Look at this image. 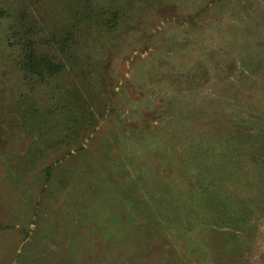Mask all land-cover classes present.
Listing matches in <instances>:
<instances>
[{
  "label": "rangeland",
  "instance_id": "rangeland-1",
  "mask_svg": "<svg viewBox=\"0 0 264 264\" xmlns=\"http://www.w3.org/2000/svg\"><path fill=\"white\" fill-rule=\"evenodd\" d=\"M0 264H264V0H0Z\"/></svg>",
  "mask_w": 264,
  "mask_h": 264
}]
</instances>
